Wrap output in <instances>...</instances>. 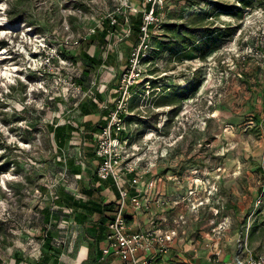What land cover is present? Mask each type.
Returning a JSON list of instances; mask_svg holds the SVG:
<instances>
[{
    "label": "rangeland",
    "instance_id": "obj_1",
    "mask_svg": "<svg viewBox=\"0 0 264 264\" xmlns=\"http://www.w3.org/2000/svg\"><path fill=\"white\" fill-rule=\"evenodd\" d=\"M9 1L19 2L20 19L10 20ZM157 1L150 61L122 116L125 148L142 175L131 190L143 180H173L183 194L196 196L191 206L202 229L215 227L210 232L219 236L236 230L238 253L264 254V0H253L241 17L213 10L214 3L239 6L236 0ZM127 5L137 8L132 16L147 4L0 0V41L7 42L0 48V264L34 257L55 264L53 256L63 250L54 224L73 219L80 190L96 181L95 132L88 123L113 107L118 77L137 43ZM110 16L117 23L99 45L91 29L99 32ZM168 21L239 27L204 59L191 50L150 56ZM192 77L199 79L193 90L183 86ZM83 104L92 112L83 113ZM61 124L75 128L63 146L52 131ZM46 208L53 211L48 223Z\"/></svg>",
    "mask_w": 264,
    "mask_h": 264
},
{
    "label": "crops",
    "instance_id": "obj_2",
    "mask_svg": "<svg viewBox=\"0 0 264 264\" xmlns=\"http://www.w3.org/2000/svg\"><path fill=\"white\" fill-rule=\"evenodd\" d=\"M92 145L95 147V143ZM95 160L98 164V160ZM180 187V184L173 180L164 181L160 177L152 184L148 183V180H143L136 187L142 198V206L133 218L128 219L132 230L157 227L167 233L174 231L166 251L151 253L155 263L228 264L234 261L241 255L238 253L240 249L237 243L238 238H236L237 231L225 228L219 236L210 232L215 227L210 230L202 229L198 211L191 206L196 196L183 194ZM80 192L83 195L79 200L85 206L76 207L77 211L74 212L73 219L64 217L58 220L56 227L54 224V229L59 233V241L63 243V250L55 264H129L111 254L102 257L101 253L106 245L105 221L113 212L106 208L102 209V206L116 202L118 197L112 182L104 184L96 180L93 187L84 188ZM126 208L128 211L132 210L129 201ZM44 210L46 212L43 220L48 223L51 221L53 211L49 208ZM62 212L57 211V219ZM79 213L83 214L82 218H75ZM102 217H105L103 224ZM218 248H220V254H218ZM210 254H218V256L212 258ZM48 259L52 260L50 257ZM39 260H41L40 263L36 262L35 257L26 258L23 261L19 260L16 264H51L46 257Z\"/></svg>",
    "mask_w": 264,
    "mask_h": 264
},
{
    "label": "built area",
    "instance_id": "obj_3",
    "mask_svg": "<svg viewBox=\"0 0 264 264\" xmlns=\"http://www.w3.org/2000/svg\"><path fill=\"white\" fill-rule=\"evenodd\" d=\"M157 2V0H146L147 5L142 10L140 33L130 53L129 65L118 77L116 100L113 107L108 110L106 124L95 132L94 152L98 160L96 176L101 180L110 179L118 192L115 210L106 221V245L101 250L102 257L111 254L129 264H156L151 253L166 251L174 233V231L163 232L157 227L133 231L128 223V219L133 218L142 206L140 192L136 190V187L133 191L130 187L137 183L142 175L137 172L133 152L125 148L128 138H121L122 131L127 132L123 125L122 114L126 112L130 91L146 68L147 61L145 60L150 52L151 28L149 27L158 18ZM127 7L129 15L133 13L132 11H137L136 7H130V5ZM109 20L111 25H116L115 17L110 16ZM94 31L95 29H91V33ZM157 180L158 178L155 182ZM127 201H129L131 211L126 208ZM228 264H264V254L246 253L245 256H237Z\"/></svg>",
    "mask_w": 264,
    "mask_h": 264
},
{
    "label": "trees",
    "instance_id": "obj_4",
    "mask_svg": "<svg viewBox=\"0 0 264 264\" xmlns=\"http://www.w3.org/2000/svg\"><path fill=\"white\" fill-rule=\"evenodd\" d=\"M237 3H239V6H236L235 3H232L230 5H220L218 6L216 3H214L213 10H217L218 12H226V13H233L238 16H242L244 14V8L246 6L253 5V0H236ZM8 15L10 16V20L13 18L20 19L21 18V11L19 9V2L16 3L9 1V8L7 10ZM142 21V14L138 13L135 15H128V25L132 28V36H134L135 39L138 40V36L140 33V24ZM115 25L110 24V20L104 19L101 30L99 32H94L90 35V37L97 38L99 40V45L103 44L104 41H106V34L110 32L109 30L114 27ZM162 26L167 30L164 34H162L163 40L159 39L157 40L156 47L152 48V53H150V56L157 55L158 53L162 52H168L169 56H176L180 55L183 52H186L187 50H191L196 52L198 58L204 59L206 55L214 50L215 48L219 47L221 45V42L219 39L226 38L228 36L233 35V33L238 29L239 25L231 24L226 25L224 27H205V26H195V25H189L187 22H184L182 24H178L176 22L168 21L162 24ZM151 37V35H150ZM7 42L0 41V48L4 47ZM83 57L88 59V62H95V59L86 51H83ZM149 57V56H148ZM150 61V60H145ZM88 65H93L94 63H87ZM89 72L88 67H85V70L83 72ZM199 82V79L197 77H192L191 79H188L187 83L183 86H187L188 89H194V86H196ZM182 86V87H183ZM183 96H178L177 101L180 104ZM101 99V97H100ZM95 99L93 98L90 100V105L93 107H96ZM81 110L83 113H91L92 109L89 107V105L83 104L81 106ZM102 117L101 119L96 123H88L92 128L93 132H97L101 128H103V125L106 124L107 121V114L108 110L103 109L102 110ZM124 114H122L123 116ZM75 128H73L71 125L61 124V125H55L54 128H52V131L54 133V141L57 145L63 146L65 140L69 137L70 132L73 131ZM128 138V133L122 131L121 138ZM91 138V136H90ZM95 176V175H94ZM97 181H100L101 183L106 182H112L110 179H104L101 180L98 178V176H95ZM73 205H80L85 206L84 203H82L80 200H74ZM115 210V202H110L108 204H105L102 206V209L105 210ZM46 211V210H44ZM81 215V217H79ZM83 214L79 213L76 215L75 218H82ZM46 217V215H45ZM108 219V218H107ZM106 219V221H107ZM105 221V217H102L101 223L103 224ZM105 221V225H106ZM107 226V225H106ZM46 247L51 249V244L49 243V237L46 236L45 238ZM54 262H57V257L53 256Z\"/></svg>",
    "mask_w": 264,
    "mask_h": 264
},
{
    "label": "bare ground",
    "instance_id": "obj_5",
    "mask_svg": "<svg viewBox=\"0 0 264 264\" xmlns=\"http://www.w3.org/2000/svg\"><path fill=\"white\" fill-rule=\"evenodd\" d=\"M6 74L9 75V71H7Z\"/></svg>",
    "mask_w": 264,
    "mask_h": 264
}]
</instances>
